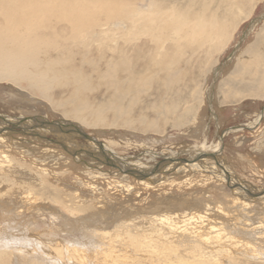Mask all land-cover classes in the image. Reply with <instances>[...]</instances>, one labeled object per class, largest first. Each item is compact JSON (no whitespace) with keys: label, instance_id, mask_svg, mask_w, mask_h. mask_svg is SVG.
<instances>
[{"label":"rangeland","instance_id":"obj_1","mask_svg":"<svg viewBox=\"0 0 264 264\" xmlns=\"http://www.w3.org/2000/svg\"><path fill=\"white\" fill-rule=\"evenodd\" d=\"M114 1H130L129 3H132L136 0ZM152 1L160 10L171 12L170 8L172 7L173 15H177L183 9L186 11L189 9V15L193 12H202L203 7L209 5L208 9H210H207L208 11H205L204 15H214L216 19L227 17L228 11L224 6L225 3L235 2V0ZM237 3L233 8V26L229 29L232 32L231 42L229 41L224 50L207 56L202 52L191 54L187 49L183 57L170 66L168 71L156 73L157 71L147 64L146 68L141 66L147 61L148 50L151 46L146 39L136 42L131 48L132 52H126L123 57H120L117 52L92 47L86 52L87 56L86 53L84 55L76 53L71 60L62 59V65L58 64V68L55 67L54 74L58 75V79L48 89V99L35 97V90L26 87V83H19V86L16 87L15 84L13 86L8 82H0V116L34 119L40 117L47 119L45 124H48V121L53 123L54 121L60 122V120L70 124L75 123L80 125L83 131L97 139L98 143L108 144L118 157L123 159L128 157L127 159L134 162L141 160L148 165L159 163L173 155L181 158L180 161L187 160L193 156V153L201 154L209 151V149L200 151L201 146L215 147L213 149H217L215 155L218 160L223 159V162L226 160L225 165L229 167L228 169L231 170V173L233 172L235 177H239L238 179L249 187L264 189V81H262L263 71L259 66V60L264 58V0H242ZM254 20H257L258 24L250 30ZM107 44L111 47L114 46V43L111 42ZM233 53L235 55L231 57L232 61L227 62ZM50 55L55 54L50 53ZM98 55L101 56L99 59ZM46 56H42L41 59L45 61ZM41 59L40 61L43 63L44 61ZM121 59L127 62L126 67L123 66L125 68L116 67L122 61ZM136 63L137 65H135ZM217 64L222 66V72L215 80V86L210 71L213 65L218 66ZM106 72L108 73L104 74ZM76 78L79 80H75ZM210 87L216 90L213 93L212 106L208 102L207 91ZM18 88L19 91L22 89L19 92L21 95L15 93ZM82 117L85 118L81 119ZM95 117L102 119L104 123L94 125V120L97 119ZM118 118L119 120H117ZM116 122L117 124H115ZM19 132L20 130L16 129V134ZM18 137L11 140L6 137L0 143V152L8 155L10 151L9 156L12 155L14 162V167L11 169H0V179H2L0 194L3 195L4 191H10L9 187L12 185H16L24 193L28 191L25 190L27 186H32L31 192L35 195L37 205H48V208L58 215L57 217L60 216L61 218H59L65 222H69L68 220H71L70 223L76 222L77 229L87 235H90L89 230L110 231L116 226L120 227L126 223L136 225L142 221L136 219L140 212L143 213H140L141 218L150 215L151 203H154L152 206H156L157 203L162 202L165 205H160V207L165 209L170 199L177 200L179 197L185 199L191 196L193 204L195 201L191 209L205 212L209 208L207 207L209 204L220 201L227 203L231 198V191L227 184L216 181L204 182L200 173L187 177L181 176V173L176 170H171L166 176L167 179L161 180L156 190L136 186L138 178L133 180L131 176H124L128 178V182L134 184L127 192L126 188L122 189L123 183L107 185L108 182H113L108 175L109 172L100 171L103 173L100 177L94 173L97 171L95 167L86 170L79 164L65 160L68 154L63 151L61 146L43 145L36 141L30 143L29 137L24 135ZM46 137L51 138L49 140H55L51 134ZM72 141L76 142V145L79 144L82 149L87 145L84 138H76ZM45 146L46 148H43ZM192 149L193 152H191ZM61 152L62 154H60ZM84 160L88 162L90 158L85 156ZM209 166L211 167V163L207 167ZM39 168L45 169V172L41 173ZM109 171H111L110 168ZM158 177L162 178L163 175L159 174ZM176 179L180 180L176 181ZM5 180L6 182H4ZM88 184L94 186L90 189ZM113 186H117V189H113ZM93 188L94 190H92ZM13 191L15 192V190ZM18 193L4 194V197L0 199L9 206L13 214L23 212V208L27 204L22 202L24 194ZM47 211L43 209L39 213L35 211V219L42 223L46 218ZM24 213H26L25 210ZM44 223L45 221L42 225L37 222L27 223L24 225L23 231L28 233V238L38 239V233L47 228ZM133 224L131 226H134ZM131 236L128 235L126 238L129 239ZM95 241L97 249L91 255L92 258L88 257V260L91 259V261L87 260L86 264H118L119 260H110L112 257H117L118 253L111 252L108 241L98 239ZM49 244L48 242L40 244L43 246L42 250L44 248L49 250H45V252L43 250L44 253H47L45 256H39L34 248L28 246L29 249L27 245H24L25 248L20 251L16 249L5 254L0 253V261L3 262L0 264H4L5 261L10 264H32L35 260L38 264H42L44 257H55L54 252H50L52 250L49 249ZM130 247L119 255H126L124 252L128 254L125 257H128L129 254L138 255L131 250L134 246L130 244ZM32 251H35V254ZM61 256L63 259L61 258L60 264L66 262V264H74L69 255ZM107 260L111 262H105Z\"/></svg>","mask_w":264,"mask_h":264},{"label":"bare ground","instance_id":"obj_2","mask_svg":"<svg viewBox=\"0 0 264 264\" xmlns=\"http://www.w3.org/2000/svg\"><path fill=\"white\" fill-rule=\"evenodd\" d=\"M240 1L242 2V0H235L234 3H225L224 6L228 11L227 17L216 19L214 15H204L205 11L210 9H208L209 5L204 6L202 12H193L189 15V9L187 11L183 9L181 12L178 11L180 13L177 15H173L172 7L170 8L171 12L164 9L160 10L152 0H136L132 3H129L130 1L118 2L114 0H0V82H8L13 86L15 84L16 87L19 86V83H26V87L35 90V97L48 99V89L58 79V75H55L54 72L58 68V64L62 65V59L66 60L68 58L67 60H71L76 53H83L82 55H84L92 47L117 52L120 57H123L126 52H132L133 49L131 48L140 39H146L151 46L148 50L147 61L142 65L139 63V65L146 68L147 64L154 68L157 71L156 73L168 71L170 66L183 57L187 49L190 50L191 54L202 52L207 56L224 50L231 38L232 32L229 29L233 26V8ZM257 22V20H254L251 23L250 30L258 24ZM109 42L114 43V46L108 45ZM50 53L55 55H50ZM233 55L235 53L229 56L227 62L232 61L230 59ZM42 56L47 57H45V61L41 59ZM100 57L98 55V59ZM40 59L44 62L41 63ZM126 65L127 62L122 60L116 67L125 68ZM259 66L263 71L262 81H264V58L259 60ZM210 72L215 84V80L222 72V66L213 65ZM75 80H79V78ZM142 81L144 82V80ZM214 90L213 87H210L207 91L208 102L211 106L212 99H214ZM21 91L22 89L19 91L18 88L15 93L19 95ZM31 98L35 99L34 97ZM212 113L215 117V112ZM83 118L85 117L81 119ZM46 120L40 117L34 119L31 117L8 118L0 116V143L6 137L11 140L14 137L24 135L29 137L28 141L30 143L36 141L43 145L61 146L63 151L68 154L67 158L64 157L65 160H70L73 164H79L81 168L86 170L95 167L97 171L94 173L100 177L103 175L100 171L109 172L108 175L113 182H108L107 185L123 183L122 189L126 188L127 192L134 184L128 182V178L124 176H131L133 180L138 178L139 181L136 186L156 190L160 181L167 179L166 176L171 170H176L181 173V176L187 177L200 173L204 182L216 181L217 183L227 184L231 191V198L227 203L221 201L211 203L212 205L209 204L207 206L209 208L205 212H198L191 209L195 201L193 204L190 195L185 199L179 197L177 200H174L173 197L174 199L167 200L169 203L167 205H171H166L165 209L160 207V205H165L162 202L157 203L156 206H152L154 203H151L150 215L141 218L140 213L142 212H140L139 217L136 215V219L142 221L138 222L136 220L138 222L136 225L126 223V225L120 227L118 225L110 231H98L95 228L96 230H89L90 235H87V233L85 234L77 229L76 222L72 221L73 223H70L71 220L65 222L60 219V216V218L57 217L58 215L50 210L48 205H37L35 195L31 192L32 186H27L25 190L28 191L24 193L16 185L10 186V184V191H4L3 195L0 194V199L4 197V194L12 195L20 192L24 194L22 202L27 204L25 207L23 206V212L13 214L9 206L0 201V253L5 254L16 249L20 251V249L25 248L24 245H27V247L34 248L39 256H45L47 254L44 253L45 250H49L44 248L43 252V246L40 244L48 242L50 243L49 249L52 250L50 252H54L55 257H44V263L42 264H60L61 255H69L74 264H86L88 257L92 258L91 255L97 249L95 239H98L100 241L107 240L111 252L113 254L118 253L117 257L110 258V260H119L118 264H264V189H255L254 186L249 187L242 180L240 181L239 177H235L233 172L231 173V170L228 169L229 167L225 165L226 160L225 163L222 161L223 159L218 160L217 155H215L217 149H213L215 147L201 146L200 151L207 149L209 151L201 154L193 153L192 157H188L189 159L182 160L183 163L180 161L181 158L179 159L173 155L159 163L148 165V163L141 160L134 162L127 159L128 157L126 159L125 157L124 159L118 157L108 144L98 143V140L83 131L80 125L70 124L64 120L54 121L53 123L48 121V124H45L47 123ZM101 122L102 119L97 118L94 120V125L104 123ZM16 129L20 130L19 134H16ZM6 131H9V133ZM48 134H51L55 140H49L51 138L46 137ZM76 138H84L87 144L84 149L72 141ZM65 141L69 142L64 143ZM78 146L80 148H77ZM43 148H46V146ZM9 152L8 155L2 153V151L0 152L1 170L14 167L12 155L9 156ZM191 152H193V149ZM85 156L88 159L90 158V161L86 162L84 160ZM210 163L211 167L209 166V168L207 166ZM109 168L111 171H109ZM39 171L42 173L45 172V169L39 168ZM177 172L176 174H178ZM158 173L163 177L159 178ZM180 179H176V181ZM120 180L123 182H118ZM87 186L91 189L94 185L88 184ZM113 189H117V186H113ZM42 206L44 208H40ZM42 209L45 211L50 210L47 211L48 213H46L44 219L47 228L38 233V239H30L28 233L23 231L24 225L36 222L42 225L44 221L39 223L35 219V211L39 213ZM24 210L26 213H24ZM84 224L86 223L84 222ZM132 224L134 226H131ZM102 228L104 229V227ZM35 235L37 236V234ZM128 235H132L129 238L130 240L126 238ZM130 244L134 246L131 250L138 255L129 254L128 257H125L128 255L126 252H124L126 255H119V253L123 254L122 251L130 247ZM27 247L26 249L29 248ZM115 249L117 250L115 251ZM89 260L91 261V259ZM105 262L110 263L111 261L107 260ZM4 264L10 263L5 261ZM32 264L38 263L35 260Z\"/></svg>","mask_w":264,"mask_h":264}]
</instances>
